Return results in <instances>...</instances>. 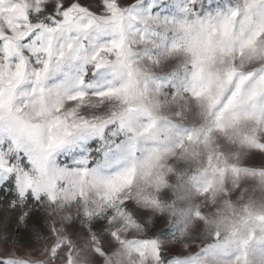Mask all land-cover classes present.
I'll return each instance as SVG.
<instances>
[{"label": "snow or ice", "instance_id": "obj_1", "mask_svg": "<svg viewBox=\"0 0 264 264\" xmlns=\"http://www.w3.org/2000/svg\"><path fill=\"white\" fill-rule=\"evenodd\" d=\"M264 0H0V264H264Z\"/></svg>", "mask_w": 264, "mask_h": 264}, {"label": "rangeland", "instance_id": "obj_2", "mask_svg": "<svg viewBox=\"0 0 264 264\" xmlns=\"http://www.w3.org/2000/svg\"><path fill=\"white\" fill-rule=\"evenodd\" d=\"M255 198L257 200H264V192H256L255 193Z\"/></svg>", "mask_w": 264, "mask_h": 264}]
</instances>
